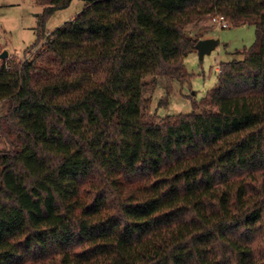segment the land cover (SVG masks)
Returning a JSON list of instances; mask_svg holds the SVG:
<instances>
[{
  "label": "trees",
  "instance_id": "1",
  "mask_svg": "<svg viewBox=\"0 0 264 264\" xmlns=\"http://www.w3.org/2000/svg\"><path fill=\"white\" fill-rule=\"evenodd\" d=\"M36 0L32 59L0 66V264H264V0ZM222 15L256 27L200 113H144ZM199 107L198 104H195Z\"/></svg>",
  "mask_w": 264,
  "mask_h": 264
},
{
  "label": "rangeland",
  "instance_id": "2",
  "mask_svg": "<svg viewBox=\"0 0 264 264\" xmlns=\"http://www.w3.org/2000/svg\"><path fill=\"white\" fill-rule=\"evenodd\" d=\"M83 8L82 0H73L69 7L54 12L46 21V35L50 36ZM43 10L44 6L36 0H0V66L16 59H32L39 53L44 41L31 51L27 52V49L37 41L39 15ZM186 31L200 39H218L219 44L203 58L197 50L190 52L184 59L186 77L182 80L147 76L145 115L165 118L202 112L206 107L201 103L216 86L221 65L241 59L242 55L237 52L251 47L257 37L254 25L223 28L214 21L213 16L188 25ZM5 50L8 56L2 58ZM8 108V101L0 102V118L8 113ZM9 149V140L0 129V152Z\"/></svg>",
  "mask_w": 264,
  "mask_h": 264
},
{
  "label": "water",
  "instance_id": "3",
  "mask_svg": "<svg viewBox=\"0 0 264 264\" xmlns=\"http://www.w3.org/2000/svg\"><path fill=\"white\" fill-rule=\"evenodd\" d=\"M219 44L218 39L214 38H204L199 39L196 44V50L199 52L201 58H203L206 54L211 53V51ZM8 56V51L5 50L1 57L5 58Z\"/></svg>",
  "mask_w": 264,
  "mask_h": 264
},
{
  "label": "built area",
  "instance_id": "4",
  "mask_svg": "<svg viewBox=\"0 0 264 264\" xmlns=\"http://www.w3.org/2000/svg\"><path fill=\"white\" fill-rule=\"evenodd\" d=\"M214 21H216L221 27L227 28L229 27V22L228 20L222 16V15H215L213 16Z\"/></svg>",
  "mask_w": 264,
  "mask_h": 264
},
{
  "label": "crops",
  "instance_id": "5",
  "mask_svg": "<svg viewBox=\"0 0 264 264\" xmlns=\"http://www.w3.org/2000/svg\"><path fill=\"white\" fill-rule=\"evenodd\" d=\"M82 1L84 2V6H85L86 2L84 0H82Z\"/></svg>",
  "mask_w": 264,
  "mask_h": 264
}]
</instances>
